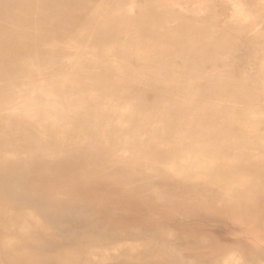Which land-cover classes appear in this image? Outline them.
<instances>
[{
	"label": "bare ground",
	"instance_id": "6f19581e",
	"mask_svg": "<svg viewBox=\"0 0 264 264\" xmlns=\"http://www.w3.org/2000/svg\"><path fill=\"white\" fill-rule=\"evenodd\" d=\"M224 1L194 0L201 5L197 10L181 12L158 10L166 0L140 1L143 7L137 10L127 7L129 0H78L63 4L70 11L69 25L53 20L45 28L33 21L49 32L47 37L36 32L0 37L20 59L50 65L47 71L20 73L15 84L25 86L0 99L3 129L15 135L0 143H17L10 155L0 157V168L11 172L0 178V257L15 261L25 245L69 246L86 247L88 253L82 256L80 248L70 252L71 264H136V251H127L130 247H188L181 264L261 262L251 247H264V116L239 117L223 107L227 97L246 107L252 100L247 91L242 87L227 96L206 88L203 97L195 98L188 89L177 103L175 95L181 92L163 87L162 79L140 86L136 80V57L152 61V73L169 70L171 63L175 67L163 45L175 38L169 26L186 27L182 36L188 43L175 54L181 67L197 73L217 68L209 57L220 49L249 55L253 49L244 43H217L233 36L247 14L243 0H228L236 2L234 10ZM203 9L214 14H196ZM229 10L230 20L221 13ZM138 35L149 42L137 40ZM61 70L80 76H72L68 85L67 76H58ZM184 76L174 82L183 83ZM41 78L48 87L40 93ZM58 84L61 91L55 89ZM164 118L175 133L157 136ZM28 131L32 137L21 136ZM28 156L38 163L34 170ZM157 165L164 170L156 171ZM160 175L174 180L175 191L172 182H158ZM77 192V200L64 198ZM137 207L143 214L166 217L170 226L134 221ZM52 208L61 213L52 215ZM174 215L227 224L229 232L251 239L217 246L210 231L200 228L198 237H192L196 228L175 223ZM79 226L87 227L83 234H77ZM99 247L103 258L98 257Z\"/></svg>",
	"mask_w": 264,
	"mask_h": 264
},
{
	"label": "rangeland",
	"instance_id": "374dc122",
	"mask_svg": "<svg viewBox=\"0 0 264 264\" xmlns=\"http://www.w3.org/2000/svg\"><path fill=\"white\" fill-rule=\"evenodd\" d=\"M78 0H0V37H8V36H16L19 34H27L28 32H36L37 35L39 34L42 37H47L49 32L45 29L46 26L53 20L65 22L66 25L71 24V15L70 11H67V6L70 2H75ZM140 1L145 0H129L127 3L128 8L132 9H141L143 6H140L142 3ZM154 1V0H152ZM167 3L165 6H156L158 10L161 9H169L173 11H181L184 12L189 8L198 9L197 5L193 0V4H184L181 3L182 0H166ZM229 2L228 0H226ZM238 1V0H237ZM244 1V2H243ZM241 1L244 4L245 10L247 12L246 16L244 17L245 20L240 22L236 28H234L235 33L233 36H227L226 38L218 41L217 43L221 42L220 44L225 45L226 43L231 46V44H242L244 43L247 49H253L249 55H243L240 50L235 49L232 52L229 50L228 52H223L222 49L214 57H209L212 67L217 66V68L213 71H200L195 72L191 67H181L182 64L179 58L176 56L175 53L178 55L182 52V50L178 51L177 48L184 46L188 42L185 41L182 34L186 27H174L169 26L171 33L174 34V39L169 41H165L163 45L167 47L168 52L172 53L170 55L169 60L175 63V67H173L172 63L169 67L166 68V71L161 70L159 72L158 69H154V73L150 71V67L152 66V61H148L143 56L140 60L138 57V66L140 67V72L136 74V80L139 81L137 86L141 84L149 85V82H156L159 80H163L164 86L173 87L179 90L181 93L175 95L174 100L179 103L182 96H186L187 90L190 89L191 94L195 96V98L199 95V98L205 95L204 90L206 88H212L215 92L224 93L225 95L229 96L232 94L233 91L241 89L242 87L247 91V95L250 96L252 99L246 107L241 106V104L237 101H234L232 98L227 97L223 102V107L229 109L230 111H234L235 114L238 116L243 115H252L254 117L257 116H264V27L262 26V22L264 21V0H243ZM136 2L139 5H136ZM215 3L218 5L225 4L224 0H215ZM230 3V9L234 10L235 3ZM254 3V4H253ZM204 7V6H203ZM211 8V7H210ZM204 10V9H203ZM201 12H196V14H214L213 11L204 10ZM153 11V10H152ZM221 13H225L227 19H231L232 12L229 11H222ZM41 16V19L37 18ZM219 20L224 22V18L219 14ZM33 21H36L39 25L45 27H41L39 25H34ZM249 25L250 29L247 30L245 27ZM35 33V34H36ZM137 40L145 39L146 42H149L147 37L138 35L136 37ZM232 39V40H231ZM52 43H57L55 38L52 39ZM152 45V44H150ZM220 48L223 46L217 44ZM253 46L254 48H252ZM66 52H69L67 48ZM230 52V53H229ZM36 69L47 71L50 69V65L42 62H38L36 60H23L20 59L19 52L14 49L9 43L1 42L0 41V99L4 97H9L12 95H16L19 90H21L25 85H21V82H18L17 85L15 84L18 80V75L24 71L33 72ZM184 73L183 83L177 84L174 81L178 79V76H181ZM58 76H67L66 81L68 85L71 82L72 76H80L79 74H69L65 71L61 70ZM44 82L42 84L37 85V89L40 91H45L47 89V79L41 78ZM239 85V87L237 86ZM55 89L58 91L62 90V86L58 84ZM192 90H196V92H192ZM78 93V92H77ZM249 98V99H250ZM217 98L212 99L211 101H215ZM209 101V102H211ZM208 103V102H207ZM220 103H216L215 106L220 107ZM249 107V108H247ZM231 111V112H232ZM232 112V113H234ZM153 127V126H152ZM149 126V130L152 128ZM159 134L157 136H161L162 134L166 133H175V130L172 128L170 124L169 118H164L162 122H158L157 128ZM198 130L202 129L201 127L197 128ZM259 129V128H258ZM42 131V130H41ZM40 131V132H41ZM48 131H42L41 133L44 136H47ZM201 135H205L203 131H199ZM33 131H28L23 133L21 136L32 137ZM168 135V134H166ZM14 133L11 131H5L3 129V124L0 121V142L7 141L9 138L14 137ZM169 136V135H168ZM19 139V136L16 137ZM15 138V140H16ZM204 141H207L205 139ZM15 144H10L5 146L4 144L0 143V157L10 155L11 150L15 149ZM29 157V169L34 170L38 163L33 161V158ZM155 161H149V163L153 164ZM166 161H162L164 163ZM148 164V162H146ZM158 163L159 165H164L168 167V163L162 164ZM225 163L229 165L230 163L225 160ZM157 165L155 168L156 171L164 170L163 167ZM10 171L6 169L0 168V178L6 175H10ZM198 173V172H197ZM170 176L163 175L161 177L158 176V182H172L170 189L175 191V182L169 179ZM17 185H22L18 180L14 181ZM95 184V183H94ZM16 187V185H7ZM81 194L74 193L72 196H69V193H66L64 198L66 199H78ZM261 198H264V194ZM101 201L106 202L104 198ZM111 203V202H110ZM151 203V201H148ZM115 208L118 206L114 203H111ZM175 205V204H174ZM156 209V207H155ZM132 211L136 213V220L145 221L148 223H154L161 227H169L168 224L170 222L169 219L166 217H160L157 215H147L143 214L138 210ZM123 210L121 212H125ZM51 212V211H50ZM61 211L59 209L52 208L51 214L58 215ZM40 215H37L38 218ZM177 217V218H176ZM175 223H186L190 227L196 228L192 230V237H198L201 233L200 228L204 229L205 231H210L213 235V240L216 241L217 246H220L222 243H232L233 241H237L240 239H244L249 241L251 238L249 235H244L241 233H233L229 232L228 225H220L217 222H207L205 223L202 219H184L180 216L174 215ZM42 219V218H40ZM190 221V222H189ZM40 222V221H39ZM196 223V224H195ZM193 224V225H192ZM195 224V225H194ZM199 224H201L199 226ZM205 224V225H204ZM209 225V226H208ZM62 227V225H59ZM217 227V228H216ZM78 233L83 234L87 229V227L79 226L77 227ZM215 228V229H214ZM226 228V229H225ZM12 229V228H10ZM62 229V228H59ZM70 230V229H68ZM199 230V231H197ZM60 233V232H59ZM68 233V232H67ZM215 236V237H214ZM244 236V237H243ZM235 238V239H234ZM219 243V244H218ZM81 249L82 256H88L86 251V247H32L30 245H25L20 248V253H15V261L11 256L9 260L0 257V264H71L69 257V253L74 251H79L76 249ZM99 255L98 257L103 258L105 253L102 252V247H99ZM134 247H130L127 251L134 253L136 251V264H181L179 260L182 257L181 255L184 254L183 249H187L188 247H137V250H132ZM250 248V247H249ZM93 252H94V248ZM253 250H257L259 254V258L261 262L257 264H264V247H251ZM176 252V253H175ZM198 253L199 251H194ZM142 259V260H140ZM28 261H31L29 263Z\"/></svg>",
	"mask_w": 264,
	"mask_h": 264
}]
</instances>
